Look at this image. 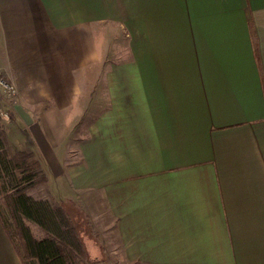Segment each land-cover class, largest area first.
Instances as JSON below:
<instances>
[{"label":"crops","instance_id":"1","mask_svg":"<svg viewBox=\"0 0 264 264\" xmlns=\"http://www.w3.org/2000/svg\"><path fill=\"white\" fill-rule=\"evenodd\" d=\"M0 77L109 264H264V0H0Z\"/></svg>","mask_w":264,"mask_h":264},{"label":"trees","instance_id":"2","mask_svg":"<svg viewBox=\"0 0 264 264\" xmlns=\"http://www.w3.org/2000/svg\"><path fill=\"white\" fill-rule=\"evenodd\" d=\"M46 182L35 154L25 150L11 151L6 130L0 126V220L23 263L101 264L88 257L80 236V222L95 240L99 241V237L76 202L69 198L61 201L35 199L28 194ZM29 223L37 226L45 236L36 238ZM103 261H107L106 255Z\"/></svg>","mask_w":264,"mask_h":264},{"label":"rangeland","instance_id":"3","mask_svg":"<svg viewBox=\"0 0 264 264\" xmlns=\"http://www.w3.org/2000/svg\"><path fill=\"white\" fill-rule=\"evenodd\" d=\"M16 92H17V90H16ZM17 94H16V97H17ZM16 97H14V98L6 97L3 90H2V87L0 86V126L1 127L3 126V128L6 130V134H7V132H9L10 138L8 140L10 141L9 142V148L11 151L23 149V148H25V146L29 147V146H31L30 144L32 142L29 137L26 138L23 135L22 131H18V130H16V128H15V130H12L11 133L9 131V127H12V122H13L12 103L16 100ZM18 128H22V125H19ZM72 145H73V140H71L69 142V144H67V146H66V153H67L66 161H65L66 163H72V162H74V159H76L75 156L73 155V153L71 152L73 150ZM38 153H39V151H38ZM55 155L57 158H60L59 151H56ZM39 156H40V159L44 163L45 162L49 163L47 161V159H44L42 157L41 153H39ZM48 168L50 169V170L48 169V171H47L48 174L50 175V180H49L50 183L47 184V182H46L44 184H39L35 188L31 189L28 194L31 195L32 197H34L35 199H46L48 201H52V200L61 201L60 197L62 194H64L65 187L64 186H58L59 184L56 181L53 170L49 166H48ZM64 199H67V198H64ZM72 209H73V211H76L75 207H72ZM29 226L32 230L33 235L36 238L39 239V238H43L45 236V234L37 226L30 224V223H29ZM79 229H80V236H81L82 242L86 248L89 259L91 261L101 262V264H103V263L109 264L108 261H103V259H105V254L103 253V251L105 252V250H104V246H103L102 242L100 241V239H99V241L95 240L90 235L88 228L85 226V224L83 222H80ZM95 233H97V232L95 231ZM97 235L99 237L98 233H97Z\"/></svg>","mask_w":264,"mask_h":264},{"label":"built area","instance_id":"4","mask_svg":"<svg viewBox=\"0 0 264 264\" xmlns=\"http://www.w3.org/2000/svg\"><path fill=\"white\" fill-rule=\"evenodd\" d=\"M0 86L2 87V90L6 97L8 98L16 97L17 92H16L15 87L11 83L2 79L1 77H0Z\"/></svg>","mask_w":264,"mask_h":264}]
</instances>
